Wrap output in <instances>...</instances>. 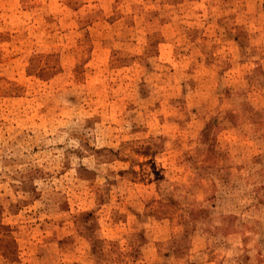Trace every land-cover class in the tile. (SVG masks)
<instances>
[{"label":"rangeland","instance_id":"374dc122","mask_svg":"<svg viewBox=\"0 0 264 264\" xmlns=\"http://www.w3.org/2000/svg\"><path fill=\"white\" fill-rule=\"evenodd\" d=\"M0 264H264V0H0Z\"/></svg>","mask_w":264,"mask_h":264}]
</instances>
